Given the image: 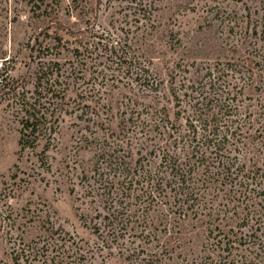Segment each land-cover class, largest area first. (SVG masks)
<instances>
[{
	"label": "trees",
	"instance_id": "obj_1",
	"mask_svg": "<svg viewBox=\"0 0 264 264\" xmlns=\"http://www.w3.org/2000/svg\"><path fill=\"white\" fill-rule=\"evenodd\" d=\"M231 1L242 9L204 4L188 30L176 14L194 11L190 0L166 19L142 7L114 39L76 31L50 0H33V88L0 87L19 118V158L42 145L48 172L52 149L77 158L80 219L99 242L73 260L264 264V0ZM71 116L72 155L62 141Z\"/></svg>",
	"mask_w": 264,
	"mask_h": 264
},
{
	"label": "rangeland",
	"instance_id": "obj_2",
	"mask_svg": "<svg viewBox=\"0 0 264 264\" xmlns=\"http://www.w3.org/2000/svg\"><path fill=\"white\" fill-rule=\"evenodd\" d=\"M186 2L189 0H50L58 18L76 31L93 29V32H99L104 29L114 33V39L116 35L122 36L128 23H134L142 7L149 8L152 15L166 19L168 9L173 11L177 6H185ZM190 2L188 8L194 11L176 14L180 21L177 26L183 30L202 24L204 4L211 3L235 11L242 9L240 3L231 0ZM32 4L33 0H0L2 31L6 34L3 44L6 56H10L8 62L0 60V80L3 79L4 86H12L16 80L27 90L33 88L31 75L34 63L29 46L33 44L32 28L41 23ZM61 36L72 40L64 33ZM90 42L97 43L98 40L91 39ZM88 73L86 78L91 76V84L94 69L88 66ZM6 93L7 89L0 87V264H59V252H64L63 264H83L73 260L78 255L73 256L72 253L80 254L82 248L93 249L99 241L80 219L86 200L78 199L82 189L79 186L80 168L74 164L77 158L73 156L64 163L63 153L50 150L49 172L37 161L42 145L33 152L26 150L19 158L21 126ZM75 124L74 116L64 118L62 123L65 129L63 149L70 155L75 146ZM85 152L80 154V158L87 162L91 154ZM71 189L75 190L73 194ZM60 244L65 246L61 250L57 246ZM106 254L104 252L103 258H96L94 264H120L116 258L107 259Z\"/></svg>",
	"mask_w": 264,
	"mask_h": 264
}]
</instances>
